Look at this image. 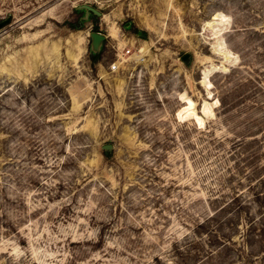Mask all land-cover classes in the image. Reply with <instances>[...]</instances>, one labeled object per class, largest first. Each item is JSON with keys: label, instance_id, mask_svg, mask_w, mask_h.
Here are the masks:
<instances>
[{"label": "rangeland", "instance_id": "374dc122", "mask_svg": "<svg viewBox=\"0 0 264 264\" xmlns=\"http://www.w3.org/2000/svg\"><path fill=\"white\" fill-rule=\"evenodd\" d=\"M0 264H264V0H0Z\"/></svg>", "mask_w": 264, "mask_h": 264}, {"label": "water", "instance_id": "95a60500", "mask_svg": "<svg viewBox=\"0 0 264 264\" xmlns=\"http://www.w3.org/2000/svg\"><path fill=\"white\" fill-rule=\"evenodd\" d=\"M92 36L95 44H98V42L104 39V36L99 33H93ZM111 147H112L111 145L105 146L106 149H110Z\"/></svg>", "mask_w": 264, "mask_h": 264}, {"label": "bare ground", "instance_id": "6f19581e", "mask_svg": "<svg viewBox=\"0 0 264 264\" xmlns=\"http://www.w3.org/2000/svg\"><path fill=\"white\" fill-rule=\"evenodd\" d=\"M211 24V23H210ZM222 44V43H221ZM224 44V43H223ZM218 45H219V43H218ZM220 46H222V45H220ZM223 48V47H222ZM221 49V48H220Z\"/></svg>", "mask_w": 264, "mask_h": 264}, {"label": "built area", "instance_id": "2783aa9c", "mask_svg": "<svg viewBox=\"0 0 264 264\" xmlns=\"http://www.w3.org/2000/svg\"><path fill=\"white\" fill-rule=\"evenodd\" d=\"M116 68V66L114 67V69Z\"/></svg>", "mask_w": 264, "mask_h": 264}]
</instances>
